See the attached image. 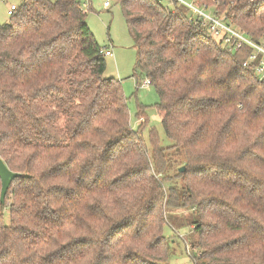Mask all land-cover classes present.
Instances as JSON below:
<instances>
[{
  "label": "trees",
  "instance_id": "trees-1",
  "mask_svg": "<svg viewBox=\"0 0 264 264\" xmlns=\"http://www.w3.org/2000/svg\"><path fill=\"white\" fill-rule=\"evenodd\" d=\"M112 1L173 144L152 130L150 154L131 127L80 0H24L0 26V157L19 174L4 203L0 179V264H166L167 214L182 210L194 264H264L261 57L249 62L251 47L212 38L178 4ZM191 1L264 42V0ZM178 148L185 170L167 175Z\"/></svg>",
  "mask_w": 264,
  "mask_h": 264
},
{
  "label": "rangeland",
  "instance_id": "rangeland-1",
  "mask_svg": "<svg viewBox=\"0 0 264 264\" xmlns=\"http://www.w3.org/2000/svg\"><path fill=\"white\" fill-rule=\"evenodd\" d=\"M80 1L82 5L87 4L84 10L88 13L87 23L97 42L102 47L111 48L114 52V57H106L107 68L104 77L121 81L124 93L129 99L131 127L136 131L141 130L143 141L150 154L152 150L150 132L152 130L157 134L162 147L172 146L173 143L165 135L156 110V104L159 103L158 94L153 87L143 86L147 80L134 69L137 49L129 36L121 7L112 0ZM23 2L24 0H7L6 3L0 1V26L9 22L8 8L11 5L21 7ZM106 2L110 3V7H106ZM166 4L172 6L167 1L163 3L165 6ZM140 108L144 109L147 119L144 127H142L144 120L138 117ZM166 155L169 164L167 175L174 176L185 163V156L179 148L167 151ZM169 185L181 187L183 184L179 180H173ZM192 217L193 212L190 210H182L180 214L168 212V224L163 232L168 239L166 264H194L190 256L200 250L192 247V241L198 239L194 233L195 225L191 223ZM6 223H10L8 217H6Z\"/></svg>",
  "mask_w": 264,
  "mask_h": 264
},
{
  "label": "built area",
  "instance_id": "built-area-1",
  "mask_svg": "<svg viewBox=\"0 0 264 264\" xmlns=\"http://www.w3.org/2000/svg\"><path fill=\"white\" fill-rule=\"evenodd\" d=\"M6 3L7 0H0ZM165 1L171 4H178L182 7L187 8L190 11V22H196L200 20L203 28H206L210 36L217 40H223L226 44H230L232 47L236 45L246 44L253 49V53L249 58V62H255L261 57L259 64L256 67L257 75L264 78V42L257 44L251 39H249L241 31L234 29V27L228 25L222 17H217L207 7H198L191 0H161L160 3H165ZM168 5V4H166ZM83 10L87 7V4L82 5ZM106 7H110V3L106 2ZM18 6L11 5L8 8L7 15L9 17L18 10ZM264 38V37H263ZM101 54L106 57H114V52L111 48H103ZM143 86H150V82L147 80Z\"/></svg>",
  "mask_w": 264,
  "mask_h": 264
},
{
  "label": "water",
  "instance_id": "water-1",
  "mask_svg": "<svg viewBox=\"0 0 264 264\" xmlns=\"http://www.w3.org/2000/svg\"><path fill=\"white\" fill-rule=\"evenodd\" d=\"M185 168H181L180 171L183 172ZM19 174H16L8 169L5 165L4 161L0 157V179L2 183V190H1V202H5L6 195L8 193L9 187L13 180L18 177Z\"/></svg>",
  "mask_w": 264,
  "mask_h": 264
},
{
  "label": "crops",
  "instance_id": "crops-1",
  "mask_svg": "<svg viewBox=\"0 0 264 264\" xmlns=\"http://www.w3.org/2000/svg\"><path fill=\"white\" fill-rule=\"evenodd\" d=\"M106 48V47H105Z\"/></svg>",
  "mask_w": 264,
  "mask_h": 264
}]
</instances>
